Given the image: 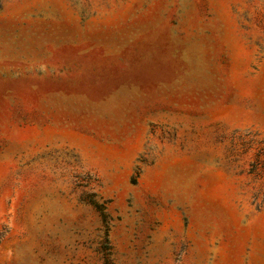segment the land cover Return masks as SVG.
<instances>
[{"label":"rangeland","instance_id":"374dc122","mask_svg":"<svg viewBox=\"0 0 264 264\" xmlns=\"http://www.w3.org/2000/svg\"><path fill=\"white\" fill-rule=\"evenodd\" d=\"M0 264H264V0H0Z\"/></svg>","mask_w":264,"mask_h":264},{"label":"trees","instance_id":"16d2710c","mask_svg":"<svg viewBox=\"0 0 264 264\" xmlns=\"http://www.w3.org/2000/svg\"><path fill=\"white\" fill-rule=\"evenodd\" d=\"M0 239H1V236H0Z\"/></svg>","mask_w":264,"mask_h":264}]
</instances>
